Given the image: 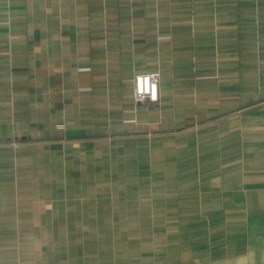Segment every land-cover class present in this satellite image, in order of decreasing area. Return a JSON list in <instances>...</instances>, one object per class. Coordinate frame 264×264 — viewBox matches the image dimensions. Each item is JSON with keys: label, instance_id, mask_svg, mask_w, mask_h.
Wrapping results in <instances>:
<instances>
[{"label": "crops", "instance_id": "crops-1", "mask_svg": "<svg viewBox=\"0 0 264 264\" xmlns=\"http://www.w3.org/2000/svg\"><path fill=\"white\" fill-rule=\"evenodd\" d=\"M0 264H264V0H0Z\"/></svg>", "mask_w": 264, "mask_h": 264}, {"label": "built area", "instance_id": "built-area-1", "mask_svg": "<svg viewBox=\"0 0 264 264\" xmlns=\"http://www.w3.org/2000/svg\"><path fill=\"white\" fill-rule=\"evenodd\" d=\"M159 82L160 74L158 72L135 76V101L137 103L156 104L158 102Z\"/></svg>", "mask_w": 264, "mask_h": 264}, {"label": "rangeland", "instance_id": "rangeland-1", "mask_svg": "<svg viewBox=\"0 0 264 264\" xmlns=\"http://www.w3.org/2000/svg\"><path fill=\"white\" fill-rule=\"evenodd\" d=\"M135 78V77H134ZM133 97H134V93H133ZM149 104V103H148Z\"/></svg>", "mask_w": 264, "mask_h": 264}]
</instances>
